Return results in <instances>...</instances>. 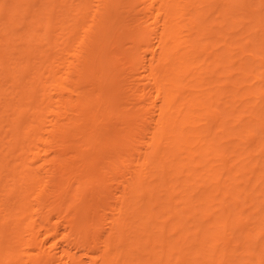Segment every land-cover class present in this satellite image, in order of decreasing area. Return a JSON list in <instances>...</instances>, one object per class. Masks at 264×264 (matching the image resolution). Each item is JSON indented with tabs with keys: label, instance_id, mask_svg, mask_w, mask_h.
Masks as SVG:
<instances>
[{
	"label": "bare ground",
	"instance_id": "bare-ground-1",
	"mask_svg": "<svg viewBox=\"0 0 264 264\" xmlns=\"http://www.w3.org/2000/svg\"><path fill=\"white\" fill-rule=\"evenodd\" d=\"M0 264H264V0H0Z\"/></svg>",
	"mask_w": 264,
	"mask_h": 264
},
{
	"label": "rangeland",
	"instance_id": "rangeland-1",
	"mask_svg": "<svg viewBox=\"0 0 264 264\" xmlns=\"http://www.w3.org/2000/svg\"><path fill=\"white\" fill-rule=\"evenodd\" d=\"M254 1H256V0H251V2H254ZM214 22H215V21H211V22H209L208 24H211L213 29H217L218 27H215V26L213 27V23H214ZM235 29H237V28H235ZM213 38H214V37H211V36H210L208 39H211V40H212ZM128 45H129V43H125L124 46H128ZM122 60H124V58H123ZM210 72H211V71L206 72V73H200L199 75H200V76L202 75V76H203V79H205V82H206V81H208V80H210V79L213 78V76H212V74H211ZM198 79H199L200 81L202 80V79H200V78H198ZM203 86H205V84H204ZM123 89H124V90H127V88H126L125 86L123 87ZM131 106H132V104L130 103V101H129L128 99H125V98H123V99L120 101V103L116 105V107L130 108V110H135V107L131 108ZM118 113H119V112H118ZM111 116H112V117H111V120H112V121L116 120V117H117V114H116V113L112 114ZM210 159H213V156L210 155V154H208V155L204 156V159H203L201 162H199V165L201 166V168H200V171L198 172V174L196 175V178H197V177H200V176H201V173L204 172L203 167H204V165L208 162V160H210ZM194 180H195V179H194ZM194 180H192V182H194ZM182 182H183V181H182ZM201 184H202V180H196L195 185H197V186H195V188H200V187H201ZM194 193H195V191H194ZM246 207H248L247 204H246ZM249 210H251V208L247 209V211H249ZM252 219H254V217H252ZM55 241L58 242V244H60V245H62V246H64V247L67 246V243L64 242L63 240L59 239V237L55 238ZM239 251H240V250H239ZM81 258H82V260H83L84 262L87 261L86 258H85L84 256H82Z\"/></svg>",
	"mask_w": 264,
	"mask_h": 264
}]
</instances>
